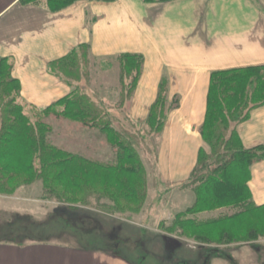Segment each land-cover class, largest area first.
I'll return each mask as SVG.
<instances>
[{"label": "crops", "instance_id": "1", "mask_svg": "<svg viewBox=\"0 0 264 264\" xmlns=\"http://www.w3.org/2000/svg\"><path fill=\"white\" fill-rule=\"evenodd\" d=\"M83 45L96 59L143 56L127 101L134 122L146 121L167 79L168 99L177 97L178 105L158 135L156 159L162 181L180 186L204 147L212 73L264 65V0H79L60 10L0 0V58L11 60L21 97L33 107L53 105L81 83L55 64ZM238 132L246 148L264 145V105ZM249 187L254 202L264 205V159L252 166ZM102 257L43 241L0 245V264H110Z\"/></svg>", "mask_w": 264, "mask_h": 264}, {"label": "rangeland", "instance_id": "2", "mask_svg": "<svg viewBox=\"0 0 264 264\" xmlns=\"http://www.w3.org/2000/svg\"><path fill=\"white\" fill-rule=\"evenodd\" d=\"M40 3L46 4V0ZM76 53L81 58V75L77 79L81 83H77L75 94L88 98L105 114L115 133L129 141L147 182L145 196L138 205L114 199L103 190L92 194L101 190L102 183L85 185L82 189L91 195L83 201L86 194L73 187L48 186L39 178L19 172L22 160H3L0 167L13 172L14 179L6 182L5 189L0 187V245L56 243L65 249L103 254L102 259H108L110 264H264V222L255 234L232 229L229 220L216 228H178V220L200 226L228 219L237 209L199 211L195 209L196 193L189 179L175 187L164 183L156 159L158 134L152 133L147 123L132 121L127 101L122 100L118 80L122 59H96L85 46ZM63 109L58 107L56 113L44 114L43 109L28 107L25 112L33 121L43 119L51 127L49 139L55 147L111 164L117 147L108 135L68 118ZM203 148L210 151L205 142ZM112 190L117 194V188ZM249 223L258 225L257 221ZM229 229L236 238L220 236ZM39 231L48 236L39 238Z\"/></svg>", "mask_w": 264, "mask_h": 264}, {"label": "trees", "instance_id": "3", "mask_svg": "<svg viewBox=\"0 0 264 264\" xmlns=\"http://www.w3.org/2000/svg\"><path fill=\"white\" fill-rule=\"evenodd\" d=\"M20 1L25 4L41 2ZM77 1L79 0H46V4L51 10H60ZM84 46L88 48L87 45L81 47ZM77 51L74 50L55 64L59 74L70 81H77L81 75V58H78ZM118 57L122 59L118 65L121 96L123 101H128L133 96L141 76L144 58L130 54ZM12 69L13 64L9 58H0V166L3 160L15 157L22 160L19 168L22 174L28 173L39 178L48 186L59 184L73 187L86 194L83 201H86L91 193H102L103 190L104 194H109L114 199H126L139 205L145 196L147 183L142 177V168L137 163L129 141L121 139L119 134L115 133L105 114L88 98L75 94L78 88L55 104L43 108L46 114L56 113L59 110L55 108L63 107L68 118L106 133L109 141L117 147L116 158L111 164L59 149L49 139L51 127L43 119L33 121L26 114L25 110L33 106L22 99L21 83L13 77ZM167 93L168 81L164 77L157 100L144 122L151 127L152 133L158 135L164 127L168 113L178 105V98H174L170 103ZM261 105H264V65L212 73L207 113L201 128L203 140L210 151L204 148L200 150L189 181L196 193L195 209L202 211L216 207L237 211L228 219H219L200 226H196L193 221L178 220L176 225L182 228V231L208 225L210 228H216L226 220L230 221L232 229H245L251 234L262 228L264 205L258 206L253 202L249 181L252 166L264 159V145L246 148L238 132V126L250 117L253 109ZM127 160L136 163L128 165L125 163ZM9 172L6 167H0L1 189H5L6 182L14 179L13 172ZM90 184L102 186L101 190L86 193L82 188ZM114 187L118 189L117 194L112 190ZM252 221H257L258 225L249 223ZM45 233L39 231L38 237L42 238L47 235ZM220 236L236 238L231 229L221 232Z\"/></svg>", "mask_w": 264, "mask_h": 264}]
</instances>
